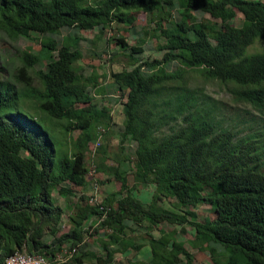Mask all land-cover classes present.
Segmentation results:
<instances>
[{
    "label": "trees",
    "instance_id": "1",
    "mask_svg": "<svg viewBox=\"0 0 264 264\" xmlns=\"http://www.w3.org/2000/svg\"><path fill=\"white\" fill-rule=\"evenodd\" d=\"M174 8L176 22L168 19ZM190 9L212 21L191 20ZM138 11L148 13L151 30L164 36V52L137 63L133 54L141 52L142 41L127 48L123 36L115 37L120 51L129 50L133 68L110 75L125 100L119 154L108 166L99 140L109 133L111 111L87 91L102 85L79 73L77 35L63 36L61 43L50 35L61 28L103 33L114 22L130 28ZM237 13L241 22L233 26L229 21ZM0 29L12 41L31 32L43 36L39 51L20 50L10 80L0 79V264L22 250L48 264H118L115 253L142 247L127 236L135 226L149 236L150 257L128 264H193L163 222L191 227V246L206 251L214 264H264V117L261 127L244 134L221 126L180 80L184 71L197 69L206 80L232 83L235 99L264 113V50L247 52L264 40V0H0ZM172 61L180 66L168 71ZM92 141L101 154L95 171L107 177L95 183L109 177L118 188L95 204L81 195L83 202L68 215L72 227L58 234L62 207L51 191L67 199L87 184L85 152ZM127 141L135 143L132 161L122 154ZM136 185L152 186L148 203L132 193ZM200 204L209 206L211 220L195 219L192 208ZM89 218L88 228L106 231L97 253L83 237ZM153 228L161 235H152ZM63 246L74 251L58 261Z\"/></svg>",
    "mask_w": 264,
    "mask_h": 264
},
{
    "label": "rangeland",
    "instance_id": "2",
    "mask_svg": "<svg viewBox=\"0 0 264 264\" xmlns=\"http://www.w3.org/2000/svg\"><path fill=\"white\" fill-rule=\"evenodd\" d=\"M189 13L192 15L193 21H208L212 20L209 18L207 13H202L196 9H190ZM148 13L138 11L134 15V20L130 28L124 27L123 24L114 22L110 28L103 30V33H99L97 28H92L90 30L77 31L74 28H61L59 31L50 35L55 38L58 43H61L63 36L66 37L68 34H75L80 38L78 45V50L80 53V59L76 62L79 68V73L83 76H96L95 83L102 85L103 90L98 87L94 88L92 86L87 87L88 93L94 97L95 102L99 106L106 105L111 111V126L108 134L103 135L99 142L105 148V154L108 159H106L108 166H113L115 162L113 158L115 155L119 154V139L120 132L122 130V119H123V108L122 103L125 98H120L119 90L111 82V73L114 71H119L122 68L131 69V61L129 60L128 53L129 48L132 45L140 44L142 41V48L140 53L133 54L137 57L138 62H144L151 59H160L163 55L164 50H162V45L165 44V38L159 32L152 31L151 29L155 26L154 22L148 21ZM178 11L174 8L171 10V16L169 20L178 21L179 19ZM154 20V19H153ZM190 21V19H189ZM241 22V15H237L229 21L233 26H239ZM162 25V24H161ZM163 26H160V28ZM159 34V35H158ZM118 35L125 38L127 43V48L124 51H120L119 45L116 44V39ZM43 36L36 32H31L30 37H18L15 41H12L4 32L0 29V79L10 80L12 74L14 73L17 66L20 65L18 61L19 51L23 48H28L31 53H37L39 51L40 41ZM114 38V39H113ZM113 39V40H112ZM74 45V43H72ZM264 50V40L257 39L254 44H252L247 52H259ZM113 51L121 52L116 56H113V60L109 61ZM45 63H40L36 65L31 70V75L34 72L43 67ZM180 65L176 64L174 61L170 62L166 69L168 71H175ZM142 72L146 75L150 73L148 68H143ZM184 81L186 88L194 91L195 96L199 97L200 100L204 101L207 108L213 110V119L218 122L221 126L229 127L234 130L242 132V134L253 131L257 127H261V118L264 117V113L255 109L252 105L246 102H239L234 98L230 92L231 88L234 87L232 83H220L216 79L206 80L197 69H191L184 71L183 77L180 79ZM168 85H176L173 82L167 83ZM166 84V85H167ZM101 89V91H98ZM78 133H73L76 138ZM97 141H92L89 143L87 151L85 152V161H87L89 167V173L87 177V184L84 187L74 189L75 197L70 196L65 198L56 191H51V196L53 201L62 207V213L57 222L58 234L68 231L72 227L68 215H73L75 213V206L80 205L83 201L81 200V195H85L88 202L95 204L99 202L105 194L111 193L118 188V182L114 179L109 178V181L103 184L95 183L96 179H102L105 174L97 173L95 171V161L101 159V154L96 151ZM135 143L127 141L124 144L125 150L123 155L127 156V159L132 161L133 158V148ZM107 178V177H106ZM132 176L128 175L127 182L130 185ZM152 186L147 185L145 188L136 185L133 189L135 196L138 197L144 203H148L151 199ZM106 192V193H105ZM195 213V219L198 221L211 220L213 217L212 211H210L209 206L200 204L197 207L192 208ZM89 218L83 223L82 226L85 228L83 234L84 239L88 243V248L94 252L100 250L99 242L100 239L105 237V229H100L98 232H94L92 228H88ZM160 226L165 233L175 232L174 238L177 241H182L184 248L189 251L193 256V264H214L210 259L209 254L206 251L198 250L191 246V240L194 237V231L191 227L184 225L183 228L171 226L165 222L161 223ZM134 233L131 231L127 232V236L134 238L142 245L138 250L132 248H127L123 253H115L114 259L118 264H128V261L146 262L149 261L150 252L147 245V240L149 236L145 234L144 228H138ZM90 232L93 234L90 235ZM154 236H160L161 231L153 228L149 231ZM64 251H67V246H63L61 253L56 258L58 261L65 259ZM57 264V263H54Z\"/></svg>",
    "mask_w": 264,
    "mask_h": 264
},
{
    "label": "built area",
    "instance_id": "3",
    "mask_svg": "<svg viewBox=\"0 0 264 264\" xmlns=\"http://www.w3.org/2000/svg\"><path fill=\"white\" fill-rule=\"evenodd\" d=\"M73 249L70 251H64L66 260L68 256L73 253ZM4 264H48L47 260L39 256V254L28 253L26 251H15L12 255L6 257Z\"/></svg>",
    "mask_w": 264,
    "mask_h": 264
}]
</instances>
